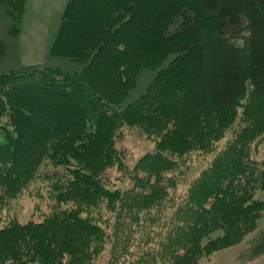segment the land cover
Here are the masks:
<instances>
[{
	"label": "trees",
	"instance_id": "16d2710c",
	"mask_svg": "<svg viewBox=\"0 0 264 264\" xmlns=\"http://www.w3.org/2000/svg\"><path fill=\"white\" fill-rule=\"evenodd\" d=\"M24 4L0 0L14 22ZM174 52L121 107L137 74ZM50 53L85 65L0 70V264H200L256 229L264 161L249 150L264 135V0H69ZM189 73L190 95L180 84ZM241 102L234 138L214 153ZM124 126L141 128L154 149L120 189L106 172L124 168L116 147ZM211 153L185 183L191 155ZM24 196L48 199L41 219L6 212ZM263 253L264 227L238 260Z\"/></svg>",
	"mask_w": 264,
	"mask_h": 264
},
{
	"label": "rangeland",
	"instance_id": "374dc122",
	"mask_svg": "<svg viewBox=\"0 0 264 264\" xmlns=\"http://www.w3.org/2000/svg\"><path fill=\"white\" fill-rule=\"evenodd\" d=\"M69 0H25L24 13L19 21L14 22L13 19L5 14L3 6L0 5V69H19L23 67L40 65V66H61L69 69L79 71L85 63L78 61H72L68 58H62L53 56L50 53L51 46L56 37L57 31L61 25V17L65 6ZM153 11V9H152ZM151 9L149 12H151ZM157 13V12H155ZM149 14V13H148ZM146 13L143 19L149 18ZM241 22H244V17H241ZM147 20L143 21L138 26L136 35L137 48L146 34ZM179 22H174L170 25L169 31L172 32L178 28ZM17 27L14 32H10L13 25ZM178 25V26H177ZM232 31L230 25L225 26V32L228 34ZM135 34V32H133ZM132 34V33H131ZM133 44V47H134ZM177 52L169 55L165 62L159 67L145 68L137 74L135 84L129 91L125 99L120 103V106H126L133 100L139 98L147 89L148 85L154 80L156 75L162 70V67L168 65V62L175 56ZM203 70L205 74L206 89L209 84V55L207 48L203 51ZM143 55V53H142ZM243 57V55H242ZM142 59V58H141ZM140 59V60H141ZM142 62V61H141ZM106 64V62H104ZM184 85L185 93L189 92V95L195 89L194 82L192 81V73L188 74V78H184L180 84ZM171 103V101H169ZM237 106V105H236ZM242 113V102L236 108V114L231 121L230 126L224 133L222 140L217 143L214 153H217L230 139H233L236 131L240 125V116ZM116 147L123 153V170L117 169L115 166L107 169L106 178L109 185L116 188H129L131 181L127 177L128 171L131 170L137 161L147 152H151L154 149V142L151 138L139 127L124 126L121 130V137L116 142ZM214 153L208 156L197 158L195 154L190 157V165L192 169L187 171L188 177L184 180L185 183L189 182L199 171L204 168L211 160ZM251 157L258 161H264V135L253 140L251 142V148L249 150ZM188 162V161H187ZM184 186L179 185L175 193L178 195L182 192ZM255 198L264 199V191L257 190ZM53 203V200H51ZM48 199H40L37 197L24 196L13 202L12 210L9 209L6 212L15 211L19 214L20 220H27L29 215H37V219H41L40 211H48L47 209ZM50 204V203H49ZM39 207V208H38ZM39 213V214H38ZM264 227V214L259 218L256 229L245 237V239L230 248L217 251L212 255L203 257L200 259V264H264V253L250 262H240L238 260L239 252L246 247L247 241L254 237L255 234ZM217 235L216 233L213 234ZM108 251L103 254V258L106 259Z\"/></svg>",
	"mask_w": 264,
	"mask_h": 264
},
{
	"label": "crops",
	"instance_id": "0c3cea01",
	"mask_svg": "<svg viewBox=\"0 0 264 264\" xmlns=\"http://www.w3.org/2000/svg\"><path fill=\"white\" fill-rule=\"evenodd\" d=\"M0 70H3V69H0Z\"/></svg>",
	"mask_w": 264,
	"mask_h": 264
}]
</instances>
